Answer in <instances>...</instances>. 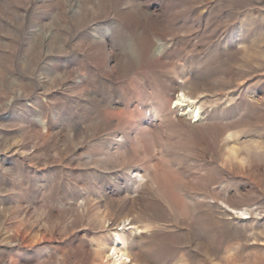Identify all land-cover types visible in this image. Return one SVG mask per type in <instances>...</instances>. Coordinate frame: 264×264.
Masks as SVG:
<instances>
[{"label": "rangeland", "instance_id": "rangeland-1", "mask_svg": "<svg viewBox=\"0 0 264 264\" xmlns=\"http://www.w3.org/2000/svg\"><path fill=\"white\" fill-rule=\"evenodd\" d=\"M0 264H264V0H0Z\"/></svg>", "mask_w": 264, "mask_h": 264}, {"label": "bare ground", "instance_id": "bare-ground-1", "mask_svg": "<svg viewBox=\"0 0 264 264\" xmlns=\"http://www.w3.org/2000/svg\"><path fill=\"white\" fill-rule=\"evenodd\" d=\"M185 99H186V96H182L181 97V99H179V101L180 102H184L185 101ZM192 108H196L195 107V103H192ZM200 110V108H198V111ZM195 116H193V118H194ZM194 123L196 122V121H193ZM124 224V223H123ZM125 226H127V227H130V229H132V228H135L134 226H132L131 225V223L130 224H127V225H125ZM125 229V228H124ZM117 237H119V239H120V241H123V236L122 235H120V234H117L116 235ZM123 246V245H122ZM113 249V248H112ZM114 252H115V254L118 256V257H120L119 258V261L123 258V257H125L127 254H121V252H122V250L120 249V245L118 246V247H115L114 248Z\"/></svg>", "mask_w": 264, "mask_h": 264}]
</instances>
